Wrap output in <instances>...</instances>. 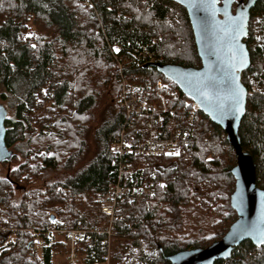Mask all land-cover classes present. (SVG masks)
<instances>
[{"label":"trees","instance_id":"1","mask_svg":"<svg viewBox=\"0 0 264 264\" xmlns=\"http://www.w3.org/2000/svg\"><path fill=\"white\" fill-rule=\"evenodd\" d=\"M93 1L95 10L84 0H0V104L7 110L5 142L12 152L0 160V245L9 236L15 240L13 247L0 248V264H67V258L62 263L54 256L63 239L31 250L32 229L51 226L53 214L71 226L109 225L100 196L116 176L111 147L126 122L110 44L119 42L129 50L126 68L162 77L184 98L189 97L156 65H135L131 50L146 45L161 63L201 65L183 4ZM245 40L252 64L242 80L258 89L248 94L239 133L264 188V0H253ZM193 126L191 148L145 165L164 187L149 199L122 204L114 220L120 232L116 255L126 243L144 241L154 250L151 264H171L169 254L208 246L237 218L230 202L235 147L202 109ZM95 250L99 256L103 252L99 244ZM89 251L91 264L95 258ZM214 264H264L262 245L245 239L229 258Z\"/></svg>","mask_w":264,"mask_h":264},{"label":"built area","instance_id":"2","mask_svg":"<svg viewBox=\"0 0 264 264\" xmlns=\"http://www.w3.org/2000/svg\"><path fill=\"white\" fill-rule=\"evenodd\" d=\"M84 5L96 9L93 0H84ZM110 48L118 62L121 83L118 102L126 113V122L111 147L116 176L109 180L100 196L102 211L109 216V225L103 229L83 224L71 226L68 220L55 215L56 222L51 226L32 229L34 235L30 246L34 252L62 236L67 264H88V247L91 258H95L91 264H151L154 250L144 241L128 242L121 254H115V238L120 232L115 228L114 220L120 217L123 203L131 204L156 194L163 179L146 171L145 165L157 156L176 155L177 151L180 154L191 148L195 132L192 125L201 110L195 100L184 98L171 82L151 72L126 68L124 60H127L129 50L121 43L114 42ZM120 53L125 56L121 57ZM131 53L137 66H152L150 62L157 61L156 53L146 45L141 50H131ZM257 89V84L248 86L249 94ZM127 231H134L132 223L127 225ZM14 244V238L9 236L0 248H10ZM98 244L103 249L100 256L95 250ZM262 250L264 252V243Z\"/></svg>","mask_w":264,"mask_h":264},{"label":"water","instance_id":"3","mask_svg":"<svg viewBox=\"0 0 264 264\" xmlns=\"http://www.w3.org/2000/svg\"><path fill=\"white\" fill-rule=\"evenodd\" d=\"M183 4L188 12L201 65L186 66L177 63L150 62L172 78L180 89L195 100L201 109L218 123L235 147L237 163L232 171L236 185L230 195L231 205L237 218L225 234L205 247H192L169 254L171 264H214L217 259L229 258L233 248L245 239L262 245L264 239V188L257 183L254 158L242 146L239 133L241 121L246 113L248 86L242 73L252 64L250 50L245 37L248 33L250 8L253 0L233 9L235 0H218L214 5L197 3L196 0H175ZM245 13L244 28L238 42L233 40L230 21L238 20ZM235 54V59H234ZM241 54L246 56V65H239ZM238 67L235 75L238 86L243 90L242 111L236 113L233 104V65ZM7 117L6 108L0 104V160L11 157L5 142ZM55 219V214L52 215Z\"/></svg>","mask_w":264,"mask_h":264},{"label":"snow or ice","instance_id":"4","mask_svg":"<svg viewBox=\"0 0 264 264\" xmlns=\"http://www.w3.org/2000/svg\"><path fill=\"white\" fill-rule=\"evenodd\" d=\"M197 3L203 4V3H208L210 2L211 4H215L216 2H218V0H196ZM244 16L245 13L242 11L239 15L238 20L233 19L230 21V31L233 33V40L235 42H238L239 39V35L242 32V29L244 28ZM118 51V49H117ZM234 59H235V54H234ZM247 61H246V56L245 54H241L239 57V65L240 66H244L246 65ZM238 67L234 64L233 65V104H234V111L236 113H239L242 111V97H243V90L238 86V77L235 75V72L238 71ZM176 155L179 154V152L177 151L175 153ZM167 155H172V153H168ZM161 187H164L163 185H161ZM54 223L56 221H53ZM262 243H264V239L261 240Z\"/></svg>","mask_w":264,"mask_h":264},{"label":"rangeland","instance_id":"5","mask_svg":"<svg viewBox=\"0 0 264 264\" xmlns=\"http://www.w3.org/2000/svg\"><path fill=\"white\" fill-rule=\"evenodd\" d=\"M33 28H34V26H33ZM33 30H35V28L33 29ZM32 30V31H33ZM31 31V32H32ZM34 32V31H33ZM30 34H32V33H30ZM10 237H12V238H14L13 236H10ZM55 239L56 240H62V238L61 237H55ZM60 242V241H59ZM40 251V250H39ZM54 256H55V258L57 259V260H60L62 263L63 262H66V258H67V255H66V250L64 249V246H63V244L60 242L59 243V245L57 246V248L54 250Z\"/></svg>","mask_w":264,"mask_h":264},{"label":"flooded vegetation","instance_id":"6","mask_svg":"<svg viewBox=\"0 0 264 264\" xmlns=\"http://www.w3.org/2000/svg\"><path fill=\"white\" fill-rule=\"evenodd\" d=\"M248 0H246V1H238V0H235V4H236V7L238 6V5H245V3L247 2ZM234 5V4H233Z\"/></svg>","mask_w":264,"mask_h":264}]
</instances>
